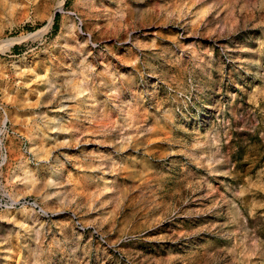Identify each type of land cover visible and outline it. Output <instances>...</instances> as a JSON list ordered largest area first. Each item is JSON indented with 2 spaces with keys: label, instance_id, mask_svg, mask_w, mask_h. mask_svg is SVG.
I'll return each mask as SVG.
<instances>
[{
  "label": "rangeland",
  "instance_id": "obj_1",
  "mask_svg": "<svg viewBox=\"0 0 264 264\" xmlns=\"http://www.w3.org/2000/svg\"><path fill=\"white\" fill-rule=\"evenodd\" d=\"M0 203V264H264V0H0Z\"/></svg>",
  "mask_w": 264,
  "mask_h": 264
},
{
  "label": "trees",
  "instance_id": "obj_2",
  "mask_svg": "<svg viewBox=\"0 0 264 264\" xmlns=\"http://www.w3.org/2000/svg\"><path fill=\"white\" fill-rule=\"evenodd\" d=\"M59 14L57 13L56 16H55V28L58 27V19H59Z\"/></svg>",
  "mask_w": 264,
  "mask_h": 264
},
{
  "label": "built area",
  "instance_id": "obj_3",
  "mask_svg": "<svg viewBox=\"0 0 264 264\" xmlns=\"http://www.w3.org/2000/svg\"><path fill=\"white\" fill-rule=\"evenodd\" d=\"M5 207V204L0 203V210H2Z\"/></svg>",
  "mask_w": 264,
  "mask_h": 264
}]
</instances>
